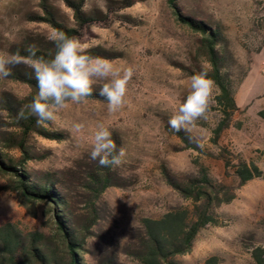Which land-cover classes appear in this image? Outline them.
<instances>
[{
	"label": "rangeland",
	"instance_id": "obj_1",
	"mask_svg": "<svg viewBox=\"0 0 264 264\" xmlns=\"http://www.w3.org/2000/svg\"><path fill=\"white\" fill-rule=\"evenodd\" d=\"M87 0L89 13L98 19L85 28L79 39L89 49L100 48L114 58L117 67H133L135 74L128 85L126 103L116 113H109L107 101L87 99L71 104L57 113L45 127L63 135L50 140L33 135L29 147L45 155L28 163L34 173H53L63 182L79 212H84L88 193L87 170L96 161L90 159L91 140L98 124H104L124 147V163L115 170L130 184L111 187L97 201L101 219L89 240L86 258L100 264L112 257L119 264H136L129 254L132 236L141 229L143 218L157 219L186 201L163 175L166 167L178 181L197 174V163L206 166L212 177L223 180V162L219 147L212 141L213 130L221 119L216 102L207 119L197 121L189 142L203 148L189 147L168 129V120L186 98L190 72L208 71L211 65L201 56V35L178 20L169 0H138L131 8L120 9L122 0ZM62 22L75 27L72 10L65 0H48ZM178 12L218 27L225 38V65L234 84L240 108L233 126L220 145L232 154L255 163L264 172V0H177ZM43 16L40 0H0V55L14 53L16 47L33 43L48 47L53 29L34 18ZM24 64L12 69V76L0 78V105L5 99L22 100L30 89L14 79L28 73ZM100 91V87L94 86ZM74 122H82L81 134L72 131ZM6 112L0 106V132H12ZM19 157L18 152L12 153ZM7 179L0 176V226L17 224L23 231L50 233L45 205L36 203L33 216L18 194L1 190ZM223 226L207 227L196 238L192 252L179 256L180 264H204L216 257L218 264H254L251 252L264 245V179H254L237 191L236 199L218 209ZM134 221V224H133Z\"/></svg>",
	"mask_w": 264,
	"mask_h": 264
},
{
	"label": "trees",
	"instance_id": "obj_2",
	"mask_svg": "<svg viewBox=\"0 0 264 264\" xmlns=\"http://www.w3.org/2000/svg\"><path fill=\"white\" fill-rule=\"evenodd\" d=\"M175 9L178 20L192 31L201 35L200 55L211 65L208 75L215 81L219 90L216 102L221 112V119L213 130V143L219 147L218 159L223 162L224 179L212 177L210 170L197 163V174L187 177L184 181L175 179L166 167L163 175L190 206L170 210L157 219L143 218L141 229L132 236L129 254L136 264H180L177 258L192 252L199 233L205 228L223 226L218 209L231 204L237 197V191L254 179H264V172L255 164L240 155L232 154L225 146L220 145L223 134L233 126L234 116L240 111L235 99L234 84L225 65V38L218 27L209 25L203 20L191 16L184 17L178 12L177 0H169ZM113 3L112 0H109ZM138 0H122L120 9L133 7ZM72 10L75 27H69L57 17L48 0H40L43 16L35 17L37 21L48 23L53 29L63 31L68 36L81 38L85 28L91 26L97 15L85 9L87 0H65ZM34 45L26 43L18 46L22 55L24 49ZM264 46V43H263ZM37 47V46H36ZM38 55L49 57L55 47L51 43L40 48ZM91 55L114 58L107 51L95 48L88 50ZM50 58V57H49ZM197 73V72H196ZM195 72L191 71L192 76ZM14 79L26 84L30 93L22 100L5 99L1 108L6 112L12 132H0V176L7 179L1 190L18 194L30 214L37 215L36 203L45 205V214L51 225L50 233L44 231H23L17 224L6 223L0 226V264H90L86 258L89 240L94 236L93 230L99 224L101 214L97 201L111 187H129L127 179L119 175L115 169L100 167L95 162L87 170L86 191L88 200L84 212H79L72 202L71 196L62 180L53 173H34L28 163L35 159H45V155L33 153L29 147L30 138L39 135L50 140H63V135L51 132L45 123L37 125L36 118L17 119L23 109L27 114V105L38 92L37 81L32 71L14 75ZM87 99L106 101L99 91ZM264 118V110L260 112ZM168 131L185 143H190L188 134ZM113 139L119 149L116 135ZM189 147L199 150L193 144ZM18 152L19 157L12 153ZM254 264H264V245L255 247L251 252ZM100 264H119L112 257H106ZM204 264H218L212 257Z\"/></svg>",
	"mask_w": 264,
	"mask_h": 264
},
{
	"label": "clouds",
	"instance_id": "obj_3",
	"mask_svg": "<svg viewBox=\"0 0 264 264\" xmlns=\"http://www.w3.org/2000/svg\"><path fill=\"white\" fill-rule=\"evenodd\" d=\"M87 8V5H85ZM47 39L55 47L49 57L38 55L35 45L27 46L22 55L19 50L0 55V78L12 76V69L24 64L32 69L37 81L38 92L26 107L27 114L21 109L17 119L36 118L37 125L54 122L57 113L71 104H81L93 95L94 86H99V95L107 101L109 113H116L126 103L129 82L135 71L133 67L121 69L112 61L91 55L89 45L82 43L75 36H68L63 31L52 29ZM215 81L207 71H200L190 77L186 98L178 105L168 120L169 127L179 133L189 134V139L197 121L207 119L214 103ZM75 134H81L85 125L74 122L71 126ZM197 147L204 144L195 140ZM124 147L117 148L112 132L104 124H98L92 136L90 159L100 167L115 169L124 163ZM134 224V221H133Z\"/></svg>",
	"mask_w": 264,
	"mask_h": 264
}]
</instances>
